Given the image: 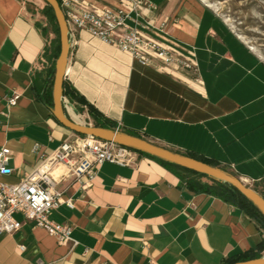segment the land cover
<instances>
[{"label":"crops","instance_id":"obj_1","mask_svg":"<svg viewBox=\"0 0 264 264\" xmlns=\"http://www.w3.org/2000/svg\"><path fill=\"white\" fill-rule=\"evenodd\" d=\"M145 1L152 8H138L139 28L182 55L192 51L197 72L170 76L77 31L63 83L67 116L94 125L90 110L97 122L202 158L264 194V60L198 0ZM82 2L97 12L120 7L118 0ZM29 8L0 0V148L12 153L0 182L9 185L79 136L50 112L59 37ZM13 94L18 100L9 106ZM134 153L128 165L98 166L85 186L60 179L56 188L73 208L61 205L50 219L72 227V243L58 245L17 214L23 225L0 236V264H223L264 246L256 219L190 189L180 170Z\"/></svg>","mask_w":264,"mask_h":264},{"label":"built area","instance_id":"obj_2","mask_svg":"<svg viewBox=\"0 0 264 264\" xmlns=\"http://www.w3.org/2000/svg\"><path fill=\"white\" fill-rule=\"evenodd\" d=\"M57 1L65 17L70 41L77 31H85L142 65L170 76L181 70L193 74L197 72L192 51L182 55L175 45L146 34L139 28L144 26L139 22L138 8H152L145 0H118L120 7L101 12L89 9L82 0ZM17 100L18 95L13 94L7 103L15 106ZM119 128L120 124L114 130L119 131ZM134 154L125 147L89 136L79 135L73 140L63 141L55 152L45 156L39 166L19 183L9 185L0 182V236L14 234L21 229L23 222L15 218L20 214L24 221L53 237L58 245L72 243V227L50 219L51 213L61 205L73 208L72 201L64 200L56 188L60 179L73 178L85 186L95 178L98 166L106 162L125 166L131 163ZM11 155L8 148H0V176L9 173ZM58 168H64L65 172L55 177L54 172ZM84 179L86 182H83Z\"/></svg>","mask_w":264,"mask_h":264},{"label":"water","instance_id":"obj_3","mask_svg":"<svg viewBox=\"0 0 264 264\" xmlns=\"http://www.w3.org/2000/svg\"><path fill=\"white\" fill-rule=\"evenodd\" d=\"M42 1L52 9L58 29L60 49L54 67L52 107L50 108V112L60 125L75 134L89 136L101 141L114 143L129 150L143 153L165 163L184 168L202 176H206L207 178L213 179L215 181L226 183L237 190L248 202H250L258 211L261 218L264 219V196L257 193L251 187L247 186L241 179L230 172L218 166L204 163L184 154L173 152L143 138L136 137L122 131H116L94 125L78 124L72 121L67 116L63 106V83L71 45L68 27L58 1ZM261 224L264 225V221H261ZM234 264H264V256L256 259L236 262Z\"/></svg>","mask_w":264,"mask_h":264},{"label":"rangeland","instance_id":"obj_4","mask_svg":"<svg viewBox=\"0 0 264 264\" xmlns=\"http://www.w3.org/2000/svg\"><path fill=\"white\" fill-rule=\"evenodd\" d=\"M30 6L46 28L58 38L56 23L47 17L45 4L41 0H23ZM215 10L231 27L236 35L245 42L261 60H264V0H198ZM181 173L196 183L211 184L204 176L189 172ZM264 185V184H262ZM248 186V185H247ZM253 189V188H252ZM262 192V189H259Z\"/></svg>","mask_w":264,"mask_h":264},{"label":"trees","instance_id":"obj_5","mask_svg":"<svg viewBox=\"0 0 264 264\" xmlns=\"http://www.w3.org/2000/svg\"><path fill=\"white\" fill-rule=\"evenodd\" d=\"M44 10L47 13V17L51 21L55 22V18H54L52 9L47 6V7L44 8ZM56 29H57V25H56ZM65 94H67L70 98L72 97V93H71L70 90H66ZM89 113H91V117L95 120L94 126L103 127V128L112 129V130L115 128L114 124H112V123L97 122L94 113L92 111H90V110H89ZM133 136H135V135H133ZM136 137H138V136H136ZM136 153H138L140 155H143V156L150 157V156L145 155V154L140 153V152H136ZM188 156L192 157V158H195V159H197L199 161H202L204 163L213 165V164L209 163L208 161H205L202 158H199L197 156H192V155H188ZM150 158H152V157H150ZM153 159H155V158H153ZM158 161L161 162L162 164L166 165V166H169L170 168H173V169H176V170H180V171H183V172H189V173H192V174H195V175H199V174H197L195 172L186 170L184 168H181V167H178V166H175V165H172V164H168V163H165V162L160 161V160H158ZM204 177H206V176H204ZM210 180L212 181L211 184H201V183H196L194 181H187L186 185L190 189L194 190L195 192L208 193L210 195H213V196L221 199L222 201L226 202L229 205L238 207L248 217L256 219L260 224H261V221H264V219L261 218L260 214L253 207V205L250 202H248L237 190H235L234 188H232L230 185H228L226 183L218 182V181H215L213 179H210ZM262 196H264V194H262ZM262 227H264V225H262ZM261 250H264V246H258L256 252H254V250H249V251H246V252L241 253L239 255H236V256H233L231 258H228V259H226L224 261L223 264H234L236 262H241V261H246V260L259 258L260 257L259 253L261 252Z\"/></svg>","mask_w":264,"mask_h":264}]
</instances>
